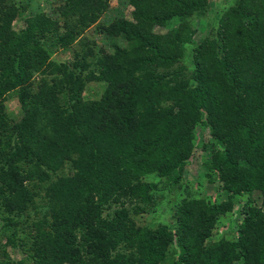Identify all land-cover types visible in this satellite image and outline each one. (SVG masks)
<instances>
[{"label": "trees", "instance_id": "trees-1", "mask_svg": "<svg viewBox=\"0 0 264 264\" xmlns=\"http://www.w3.org/2000/svg\"><path fill=\"white\" fill-rule=\"evenodd\" d=\"M56 1L51 10L69 5L74 28L44 13L24 16L23 0L0 10V217L12 225L7 215L43 191L51 232H36L33 264H264L259 210L245 212L232 240L211 234L225 201H188L171 230L140 228L128 215L132 202L153 199L144 176L178 180L200 146L196 126L208 130L204 161L223 188L258 189L264 205V0L223 7L213 34L193 45L186 74L179 61L195 34L186 17L207 0H123L130 19L107 18L108 0ZM17 15L23 24L14 28ZM173 18L182 20L164 34L149 29ZM87 31L110 49L82 37L97 49L81 63L49 60L39 40L64 47ZM50 65L57 81L45 79ZM86 81L100 83L89 101ZM11 93L15 118L3 109ZM15 230H5L7 241Z\"/></svg>", "mask_w": 264, "mask_h": 264}, {"label": "rangeland", "instance_id": "rangeland-1", "mask_svg": "<svg viewBox=\"0 0 264 264\" xmlns=\"http://www.w3.org/2000/svg\"><path fill=\"white\" fill-rule=\"evenodd\" d=\"M108 1L110 8L107 11V18L114 19L115 17H123L124 19H130V7L126 5L125 1ZM230 1L207 0L205 10L192 12L186 17L191 27L195 29V34L192 42L189 45H185V50L182 51L183 55L179 61V64L185 67V74L193 69L191 51L193 45L199 40L213 34L216 29V21L220 10L226 7ZM17 2L18 0H2L0 2V10L6 9L7 3L10 4L12 9L13 5L17 4ZM23 2L26 6L24 16L44 13L50 19L57 20V24L59 23L65 29L66 27L74 28L75 26L73 24L76 22V16L69 15V5L65 6L66 9L64 12L60 11L56 13L50 8V6L52 7L58 3L56 0H23ZM181 20L173 18L171 22L166 20L163 25H152L149 29L153 33L161 35L168 30H172ZM22 24V18L19 15L15 16L11 21V25L14 28H18ZM88 33L90 32L79 33L74 41L70 44L68 42L64 47L59 45L54 46L50 43V39L40 38L39 40L41 47H44L49 53V60L56 63L59 61H67L69 63L70 60L73 61V59H76L78 63H81L84 60L83 58H86V60L93 59L92 55H89L90 48L96 50V47H107V41L103 39V35L100 36L96 32ZM82 37H91L98 41L97 43L101 44L93 48ZM59 75L60 72L55 69L51 74L46 75L45 79L47 82L57 81L60 78ZM184 76L188 80L189 75ZM99 85L100 83L98 84L95 81H86L84 89L81 92V98L87 101L94 99ZM3 105L4 111L9 115L11 114L10 117L13 116L15 118V116L19 115L14 93L6 95ZM193 137V142L200 146L194 151L193 157L182 165L178 180L173 181L169 176L162 175L160 172L144 176L145 182H150L152 185L149 192L152 193L153 199L152 201L146 202H132L130 204V210H128V215L134 221V225H138L140 228L155 229L157 227H165L171 230L172 228L175 229L181 226L180 222L183 221L180 209L186 208L184 204L188 201L192 203V200H201L208 205L220 204L222 201H225L226 205L223 206V210L216 215L211 234L212 239L222 236L224 239L232 240L235 237L237 226H240L247 210L256 209L264 213V205L261 203L262 195L258 189L239 194L231 193L224 189L223 183L218 179L215 171L204 161L203 156L206 155L207 151L201 146L208 139V130L202 126H196ZM30 189L33 191L36 190L35 186H31ZM38 191L41 195L38 194L34 197V204H29L21 210H13L14 213L12 212L7 215L14 222L13 224L16 230L13 224L11 225L8 221L5 222L0 217V245H3L2 249L0 247V264H33V244L42 243L38 241L34 242L39 239L35 236L36 232L42 239H44V235L51 232V216L53 215L50 208L51 204L48 203L49 200L46 202L41 198L43 191ZM2 198L0 196V202ZM133 206H136L138 209L132 210ZM103 213L105 212L103 211ZM3 215L6 214L3 213ZM251 223L255 225L253 228L257 227L254 218L250 220V225ZM11 226L15 230V234L7 241L5 230ZM261 226L264 229V222Z\"/></svg>", "mask_w": 264, "mask_h": 264}]
</instances>
